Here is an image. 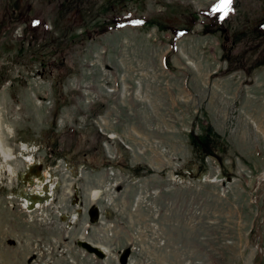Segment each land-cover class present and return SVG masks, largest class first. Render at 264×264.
Wrapping results in <instances>:
<instances>
[{
    "label": "rangeland",
    "instance_id": "1",
    "mask_svg": "<svg viewBox=\"0 0 264 264\" xmlns=\"http://www.w3.org/2000/svg\"><path fill=\"white\" fill-rule=\"evenodd\" d=\"M219 7L0 0V264H264V0Z\"/></svg>",
    "mask_w": 264,
    "mask_h": 264
},
{
    "label": "flooded vegetation",
    "instance_id": "2",
    "mask_svg": "<svg viewBox=\"0 0 264 264\" xmlns=\"http://www.w3.org/2000/svg\"><path fill=\"white\" fill-rule=\"evenodd\" d=\"M73 131H76V128H71ZM105 134V133H104ZM109 137V134H107ZM106 139L103 135H100L98 139V144H88L83 149H81V158L79 159L80 162L91 163V161H99L100 165H114L116 168H127L128 167V155L127 149L129 148L126 143L119 138L122 145L119 144L118 146L114 147L112 151H109L107 145L101 139ZM101 143V145H100ZM123 146V147H122ZM130 168L131 171H134L135 167L132 165ZM130 171V172H131ZM132 173V172H131Z\"/></svg>",
    "mask_w": 264,
    "mask_h": 264
},
{
    "label": "water",
    "instance_id": "3",
    "mask_svg": "<svg viewBox=\"0 0 264 264\" xmlns=\"http://www.w3.org/2000/svg\"><path fill=\"white\" fill-rule=\"evenodd\" d=\"M32 197V196H31ZM33 198V197H32ZM90 210H94L96 211L97 208L95 206H92L91 209L88 210L90 217L91 215V211ZM94 217H96V214H94ZM79 245L85 249L86 251H88L89 253H92L96 256H102L104 254V251L102 249H100V247H98L97 245L85 240V239H79L78 240ZM128 253V249H125L124 252H122L119 256V261L121 263H124L126 260V254Z\"/></svg>",
    "mask_w": 264,
    "mask_h": 264
},
{
    "label": "bare ground",
    "instance_id": "4",
    "mask_svg": "<svg viewBox=\"0 0 264 264\" xmlns=\"http://www.w3.org/2000/svg\"><path fill=\"white\" fill-rule=\"evenodd\" d=\"M21 148H22L24 151H26V149H27L26 147H25V148H24V147H21ZM28 157H33L32 153H31V148H29V150L27 151V157L25 158V160H27ZM30 161L32 162V158H29V159H28V163H29ZM8 170H9V171H12L10 167H8ZM36 185H38V184H36ZM42 186L44 187V185H42ZM50 187H51V185H50ZM41 188H42V187H41ZM29 192L31 193V190H30ZM38 192H39V193L42 192V189L37 190V193H36L35 190H34L33 193H35V194H33V195L31 194L32 197H34L35 199H38V198L40 197V196L38 195ZM25 200H26V199H25ZM26 201H27V200H26ZM26 201H25V202H26ZM25 202H24V200L21 199V201H20V205H21V207H23L24 209L28 210V209H27L28 206H31V205H33V204H28V205L25 204V206H22L23 203H25ZM45 203H46V202H45ZM38 204H39V202H36L34 205H38Z\"/></svg>",
    "mask_w": 264,
    "mask_h": 264
},
{
    "label": "snow or ice",
    "instance_id": "5",
    "mask_svg": "<svg viewBox=\"0 0 264 264\" xmlns=\"http://www.w3.org/2000/svg\"><path fill=\"white\" fill-rule=\"evenodd\" d=\"M231 4H232V0H220V7L217 10L218 11H225L228 8H230ZM225 14H226V11H225ZM35 23H39V22L37 21ZM137 23H139V22H137Z\"/></svg>",
    "mask_w": 264,
    "mask_h": 264
},
{
    "label": "trees",
    "instance_id": "6",
    "mask_svg": "<svg viewBox=\"0 0 264 264\" xmlns=\"http://www.w3.org/2000/svg\"><path fill=\"white\" fill-rule=\"evenodd\" d=\"M195 19H196V16H195V14H193V15L190 17L189 22L186 23V25L183 26V28L180 29L179 32L182 33V32H186V31H188V30L190 29V27H191L192 22L195 21ZM258 62H261V61H258ZM263 62H264V61H263ZM192 141H193L194 143H196V140H195L194 138H192ZM196 145L198 146V144H196ZM196 145H195V146H196Z\"/></svg>",
    "mask_w": 264,
    "mask_h": 264
}]
</instances>
